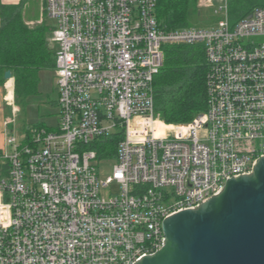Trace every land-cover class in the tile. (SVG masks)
<instances>
[{
	"label": "built area",
	"instance_id": "1",
	"mask_svg": "<svg viewBox=\"0 0 264 264\" xmlns=\"http://www.w3.org/2000/svg\"><path fill=\"white\" fill-rule=\"evenodd\" d=\"M156 1L45 0L57 123L8 136L11 154L0 153V264H135L162 248L166 218L196 209L264 157V10L231 24L227 0H200L223 18L166 31ZM197 44L206 111L168 125L153 100L163 49ZM118 132L102 180L89 146Z\"/></svg>",
	"mask_w": 264,
	"mask_h": 264
},
{
	"label": "trees",
	"instance_id": "2",
	"mask_svg": "<svg viewBox=\"0 0 264 264\" xmlns=\"http://www.w3.org/2000/svg\"><path fill=\"white\" fill-rule=\"evenodd\" d=\"M196 4L197 0H157V23L166 31L191 27L190 21L199 15ZM256 8L264 10V0H227L228 20L235 24ZM51 31L44 21L26 25L21 4L0 6V87L9 71L15 105L24 110L38 94L39 75L54 72L55 49L48 41ZM163 54V65L153 80L154 111L166 124L188 123L207 108L208 67L203 45H167ZM120 140L118 132L95 140L89 149L98 160H112Z\"/></svg>",
	"mask_w": 264,
	"mask_h": 264
},
{
	"label": "water",
	"instance_id": "3",
	"mask_svg": "<svg viewBox=\"0 0 264 264\" xmlns=\"http://www.w3.org/2000/svg\"><path fill=\"white\" fill-rule=\"evenodd\" d=\"M162 231V248L135 264H264V157L196 209L166 218Z\"/></svg>",
	"mask_w": 264,
	"mask_h": 264
},
{
	"label": "rangeland",
	"instance_id": "4",
	"mask_svg": "<svg viewBox=\"0 0 264 264\" xmlns=\"http://www.w3.org/2000/svg\"><path fill=\"white\" fill-rule=\"evenodd\" d=\"M40 4V0H37L36 3H31L28 8L24 10L25 12L23 18L25 20L31 21H35L39 18L46 24L52 26L53 22H51L47 17L45 5L40 7ZM196 7L199 15L192 18V20L190 21L191 27L200 29L210 28L213 27L219 19L223 18V14L221 12L217 10L218 12L214 15L212 6L202 5L200 3V0H197ZM39 78L40 82L38 86V94L30 100L29 105L25 108V110L21 107H18L19 112L16 114V117L18 118L19 124L24 125V127L25 124H28L30 126L40 124L41 127L48 128L50 127V125H55L57 121L58 91L54 72H42L39 75ZM15 112H17V109ZM17 132H19V130H17ZM17 132H15L13 136L19 141L21 139V136H18ZM6 154L7 156H9L11 154V150L7 149ZM114 163V160H104L98 163L97 173L100 179L103 180L112 174ZM111 190V188L102 190V196L107 198Z\"/></svg>",
	"mask_w": 264,
	"mask_h": 264
},
{
	"label": "crops",
	"instance_id": "5",
	"mask_svg": "<svg viewBox=\"0 0 264 264\" xmlns=\"http://www.w3.org/2000/svg\"><path fill=\"white\" fill-rule=\"evenodd\" d=\"M36 2L37 0H0V6H17L21 4L23 18L25 12L24 10H26L31 3ZM40 2V7L45 5V0H40ZM23 21L30 27L39 25L43 22L39 18L35 21L25 20L23 18ZM10 91L12 93L11 100L8 96ZM13 108L17 109V112L13 113ZM18 112V107L14 104L13 83L12 80H8L2 87H0V153L4 151L6 152L7 149H10V147L6 146V139L8 136H13L15 132L19 130V132H17V135L22 137L24 134H26L27 128L31 127L28 124H25V127L24 125L19 124L18 118L16 117V114ZM10 120H13V122H9ZM55 125H50V128L55 127ZM5 175L6 167L0 161V177H3Z\"/></svg>",
	"mask_w": 264,
	"mask_h": 264
},
{
	"label": "bare ground",
	"instance_id": "6",
	"mask_svg": "<svg viewBox=\"0 0 264 264\" xmlns=\"http://www.w3.org/2000/svg\"><path fill=\"white\" fill-rule=\"evenodd\" d=\"M10 90H11V88H10ZM9 99L11 100V98H12V93H11V91L9 92Z\"/></svg>",
	"mask_w": 264,
	"mask_h": 264
}]
</instances>
